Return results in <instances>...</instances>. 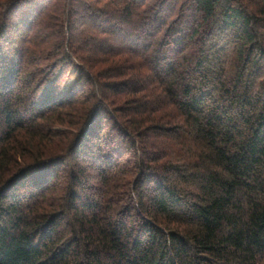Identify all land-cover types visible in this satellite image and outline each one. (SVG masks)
<instances>
[{
	"label": "trees",
	"instance_id": "trees-1",
	"mask_svg": "<svg viewBox=\"0 0 264 264\" xmlns=\"http://www.w3.org/2000/svg\"><path fill=\"white\" fill-rule=\"evenodd\" d=\"M0 264H264V0H0Z\"/></svg>",
	"mask_w": 264,
	"mask_h": 264
},
{
	"label": "rangeland",
	"instance_id": "rangeland-1",
	"mask_svg": "<svg viewBox=\"0 0 264 264\" xmlns=\"http://www.w3.org/2000/svg\"><path fill=\"white\" fill-rule=\"evenodd\" d=\"M8 33L11 34V31H8ZM74 77H75L74 74L71 75V77L67 81L66 87L69 86L73 82Z\"/></svg>",
	"mask_w": 264,
	"mask_h": 264
}]
</instances>
